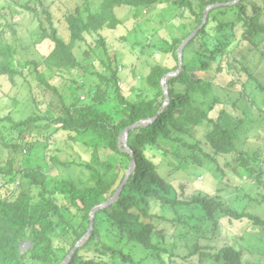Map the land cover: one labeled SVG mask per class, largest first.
I'll use <instances>...</instances> for the list:
<instances>
[{"label":"trees","instance_id":"trees-1","mask_svg":"<svg viewBox=\"0 0 264 264\" xmlns=\"http://www.w3.org/2000/svg\"><path fill=\"white\" fill-rule=\"evenodd\" d=\"M232 1L103 0L97 12L88 2L84 12L77 8L65 18L70 43L58 34L44 0H35L37 7L23 6L37 15L41 8L46 16L45 20L39 17L40 41L49 40L51 47L42 65L33 63L35 78L61 100V110L51 119L32 116L22 121L0 114V124L8 122L12 131L22 134L46 120L40 128L50 132L49 139L57 133L66 134V142L77 147L80 155L78 160L68 161L47 151L34 154L28 142L21 148L13 146L32 158L23 160L25 165L18 169L14 159L0 166V178L16 185L13 200H0V264H62L88 233L92 210L109 201L124 181L132 153L135 169L119 200L96 214L91 237L69 264H184L196 257L197 264H264V253L245 252L230 241L218 250L211 248L216 253L201 246L207 241L202 238L215 234L219 216L231 225L251 222L254 230L264 232V219L247 210L252 201L264 204V160L257 153L249 156L240 152L234 157V175L251 181L249 187L254 185V193L242 198L237 208L227 206L221 196L188 195V183L175 177L189 166L197 176L199 169L209 170V164L216 166L218 161L230 166L231 155L238 152L237 142L249 121L248 111L242 109L245 100L254 102V94L264 99V88L245 65L247 55L254 48L259 50L264 41V0H241L210 11L203 29L184 49L182 72L168 80L167 106L161 84L165 75L179 69L178 50L202 24L206 8ZM164 4L188 11L195 23L191 29L186 25L183 34L156 44L157 49L173 57L175 66H152L143 76L145 87L131 100L109 60L111 76L86 71L98 79L90 84L72 81L73 102L65 103L44 71L50 77L80 72L83 65L75 56L74 46L86 40L85 34L97 35L91 51L103 50L109 58L102 32L121 25L118 9L142 12ZM142 47L141 51L148 48ZM86 55L89 57L90 52ZM14 56V47L0 40L1 75L22 74L13 68ZM212 69L231 78L236 72H244L247 82L237 91L239 80L232 79L223 86L215 83V78L196 73ZM151 119L155 120L130 131L132 153L124 151L119 145L122 133ZM164 164L169 166L170 180L160 173ZM217 169L223 173L222 168ZM260 239L264 243V235ZM23 243H30L25 253Z\"/></svg>","mask_w":264,"mask_h":264},{"label":"rangeland","instance_id":"rangeland-1","mask_svg":"<svg viewBox=\"0 0 264 264\" xmlns=\"http://www.w3.org/2000/svg\"><path fill=\"white\" fill-rule=\"evenodd\" d=\"M44 1L46 9L52 14L58 34L67 43H70V32L65 22L66 16L75 13L77 8L84 12L88 2L92 11L97 12L103 0ZM26 4L37 7L35 0H0V40L14 47L13 68L22 73L17 77L0 74V114L2 117L11 116L16 121L26 120L32 116L51 119L60 113L61 100L46 86L37 82L34 71L35 65H33V63L42 65L44 56L50 51V41H40L42 32L39 26V17L41 20H45L46 16L42 14L41 8H39V15L24 10L23 6ZM117 15L121 25L116 30L105 29L102 32L110 50L109 58L104 55L103 50L95 48L91 51V47L95 46L98 36L85 34L86 40L77 42L74 46L75 56L83 65L80 72L76 70L64 76L50 77L49 73L44 71L50 84L55 86L59 94L64 97L65 103L72 104L73 102L72 81L90 84L98 79L86 71H92L97 75L111 76V69L107 67L109 60L113 69L117 70L119 83L124 94L129 99L135 100L141 89L145 87L143 76L147 75L152 66L159 64L172 68L176 64L173 57L157 49L156 44L162 45L165 40L183 34V30L188 24L189 29L195 25L188 11L169 4L159 5L150 11L142 10V12H136L131 8L118 9ZM142 46H148V48L141 51ZM259 47V50L254 48L247 55L245 65L264 88V57L262 58L264 41ZM88 51L90 55L86 57ZM41 69L43 71L42 67ZM196 73L200 77L215 78L214 82L223 86L229 85L232 79L239 80L237 91L243 89L248 78L244 72H236L235 77L231 78L224 72L216 73L213 69L207 73L199 71ZM82 96L81 98H83ZM149 96L151 97L153 94L151 93ZM258 96L256 94L252 96L254 102L246 99V105L242 108L248 111L247 121H249L241 132L242 139L237 142L238 152L231 155L230 164L232 166L226 165V162L219 164L218 161L216 166L209 164V170L199 169L200 174L198 176L192 175L195 174L193 166L175 173V177L179 181L188 183V195L199 192L203 195L221 196L227 206L237 208L240 206L242 198L254 193L251 190L254 185L249 187L251 181L247 179L242 181L234 175L235 165L233 164L235 162L233 160L234 157H238L240 152L248 153L249 156L257 153L264 160V99L261 100ZM46 123V120H42L35 124L34 129L27 130L22 134L12 131L8 122L0 124V166L8 165L12 159L15 160L14 168L16 169L25 165L23 160L26 162L27 158L32 157L24 151L22 153L15 151L13 146L17 145L21 148L27 142L31 143L28 145L33 147L32 153L34 154L39 155V153L47 151L51 155H58L62 160H78L80 152L72 143L66 142V134L57 133L49 139L50 132L40 128ZM168 167L164 164L160 173L167 180H170ZM217 168L220 170L222 168L223 173ZM15 188V182L0 178V200H13ZM247 210L264 219V204L252 201ZM222 217L219 216L218 220H215L218 224L215 234L207 239L202 238L207 240L201 244L204 251L216 253L211 248L218 250L230 241L245 252L252 250L255 255L264 253V243L260 239L264 232L259 229L254 230L251 222L245 221L231 225V222L222 219ZM29 248L30 243L21 245L24 253ZM197 262L196 257L184 262V264H197Z\"/></svg>","mask_w":264,"mask_h":264},{"label":"water","instance_id":"water-1","mask_svg":"<svg viewBox=\"0 0 264 264\" xmlns=\"http://www.w3.org/2000/svg\"><path fill=\"white\" fill-rule=\"evenodd\" d=\"M240 1L241 0H235V1H232V2H229V3L212 4V5H210V6H208L206 8V10L204 12V19H203L202 24L184 40V42L182 43L181 47L178 50L179 63H180L179 69L177 71H175V72L168 73L162 79V82H161L162 89H163V91L166 94L165 106L169 105V103H170L168 80H169V78L178 76L182 72V70H183L184 49L199 34L201 29H203V27L205 26V24L208 21V16H209L210 11H212L214 9H219V8H222V7L233 6V5H235L236 3L240 2ZM154 120L155 119L140 121L137 124L127 128L121 135L120 142H119L120 147L124 151H129V152L132 153V150L130 149L129 144H128L129 143V133H130V131H133L134 129L142 127V126H146V125L152 123ZM132 155H133V161L130 164V166H129L127 172H126V176L124 178V181L122 182V184L118 188L117 192L115 193V195L109 201H107L106 203L95 207L92 210V212L90 214L91 226H90V229H89L88 233L82 238V240H80V242L76 245L74 250H72L70 255L66 258V260L62 264H69V262L71 261L74 253L81 246H83L85 244V242L91 237L92 232H93V228H94L96 214L98 212L102 211L103 209H106V208L112 206L114 203H116L119 200V198L121 196V193H122V191H123L128 179L130 178V176L132 175V173L134 172V169H135V157H134L133 153H132Z\"/></svg>","mask_w":264,"mask_h":264}]
</instances>
